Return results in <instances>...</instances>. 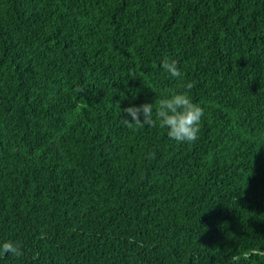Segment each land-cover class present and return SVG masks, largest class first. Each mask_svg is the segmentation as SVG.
<instances>
[{
  "label": "trees",
  "instance_id": "trees-1",
  "mask_svg": "<svg viewBox=\"0 0 264 264\" xmlns=\"http://www.w3.org/2000/svg\"><path fill=\"white\" fill-rule=\"evenodd\" d=\"M189 83L195 143L122 122ZM7 239L0 264H264V0H0Z\"/></svg>",
  "mask_w": 264,
  "mask_h": 264
},
{
  "label": "clouds",
  "instance_id": "clouds-1",
  "mask_svg": "<svg viewBox=\"0 0 264 264\" xmlns=\"http://www.w3.org/2000/svg\"><path fill=\"white\" fill-rule=\"evenodd\" d=\"M162 68L172 77L182 75L175 60H165ZM191 88L192 84H187L184 91H177L161 99L156 108L147 101L139 105L130 103L123 109L122 122L126 126L159 127L164 129L167 137L174 142L195 143L199 139L204 108L193 102L189 94ZM251 251L257 253L260 249L253 248ZM5 255L20 257L22 245L11 239L0 241V258Z\"/></svg>",
  "mask_w": 264,
  "mask_h": 264
}]
</instances>
